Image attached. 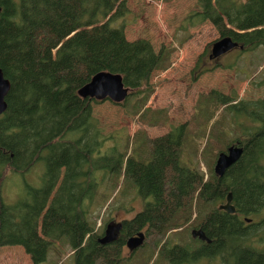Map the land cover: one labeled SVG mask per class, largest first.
<instances>
[{
	"label": "trees",
	"instance_id": "trees-1",
	"mask_svg": "<svg viewBox=\"0 0 264 264\" xmlns=\"http://www.w3.org/2000/svg\"><path fill=\"white\" fill-rule=\"evenodd\" d=\"M54 1L0 0V68L11 83L6 99L8 109L0 116V248L22 247L32 264H62L68 258L64 248L72 252L69 257L76 264H135L123 254L129 237L145 231L147 237L157 234L168 240L183 227L184 218L191 221L194 217L192 207L187 217H180V210L187 203L191 206L195 194L196 200L205 205H216L232 194L234 215L216 209L203 222L208 236L216 238L215 245L201 244L191 252L189 248L171 246L169 240L151 264L158 258L167 264H195L201 258L218 256L222 264H264V251L257 249L250 238L254 235L235 219H254L264 214V100L233 103L228 96L210 93L215 110L206 107V144L217 143L218 152L211 153L213 164L209 166L207 180L199 170L181 165L186 124L149 140L150 155L146 157L122 154L117 146L101 155L106 138L94 117L92 104L104 101L84 99L79 91L100 72L120 74L130 89L129 97L137 98L133 114L139 120L145 119L150 80L155 71L171 68L172 52L164 46L156 52L151 42L142 38L90 40L76 57L59 63L55 93L50 99L40 86L50 76L47 54L61 38L62 30L46 20V12ZM71 1L73 13L79 6L77 0L56 4ZM216 6V12L240 15L238 26L244 31V39L233 38L243 46L240 50L255 52L264 48V0H219ZM207 17L203 11L192 12L184 23L195 27L207 21ZM212 47L213 44L211 51ZM198 62L192 71L194 81L206 72ZM127 104L128 99L114 105ZM224 115L253 124L244 131L247 139L237 135L227 141L222 127L223 134L219 135ZM233 145L243 147L244 154L219 179L214 170L216 159ZM42 162L45 171L41 186L28 185L23 199L7 204L3 198L7 174H28ZM98 171L123 174L124 179L133 181L141 198H153L142 212L123 222L118 241L106 246L100 244L102 236L95 233L88 221L98 193ZM228 225H233V229ZM51 251L53 263L48 262Z\"/></svg>",
	"mask_w": 264,
	"mask_h": 264
},
{
	"label": "rangeland",
	"instance_id": "rangeland-1",
	"mask_svg": "<svg viewBox=\"0 0 264 264\" xmlns=\"http://www.w3.org/2000/svg\"><path fill=\"white\" fill-rule=\"evenodd\" d=\"M61 1L66 0H55L46 12V20L54 22L62 31L57 46L47 54L50 76L40 89L52 99L59 63L76 57L90 40L103 38L112 41L122 37L120 40L132 41L142 38L149 40L156 52L164 46L167 51L172 52V65L166 71L158 70L153 73L145 119L139 120L133 114L136 97H129L126 107L116 106L110 101L92 104L94 117L106 138L101 155L117 146L122 154L132 153L136 158L139 155L146 157L150 155L149 140L167 134L175 126L186 124L187 134L181 148V165L199 170L207 180L209 166L213 164L211 153L218 152L217 143L206 144L209 133L206 107L212 112L215 110L210 93L228 96L233 103L264 100V48L255 52L236 49L216 61L208 58L215 41L228 35L234 39H244V31L238 26L240 15L216 12L219 0H77L76 6H79L73 13V2L56 4ZM197 11L207 13V21L195 27L185 25L184 19ZM198 61L206 72L194 81L192 71ZM252 125L245 119L234 120L231 115H224L218 128L219 135L224 131L227 141L237 135L245 139L247 137L244 131ZM226 150L227 148L224 149ZM31 170L25 175L13 172L7 174L3 189V198L7 204L23 199L28 185L35 188L41 186L45 164L39 163ZM96 179L99 183L98 193L91 206L88 221L100 236L107 225L130 220L142 212L148 202H153V198H141L133 181L124 179L123 174L98 171ZM197 196L195 194L191 206L187 203L186 208L180 210V217H187L192 207L194 217L191 221L188 217L183 219V227L177 235H171L167 240L151 234L144 247L136 253L131 254L124 247L125 259L132 258L135 264H151L159 255L162 245L169 240L172 242L171 246L179 244L195 252L200 244L191 236L192 230L199 227L200 223L203 224L217 205L224 203L218 202L214 208L215 204L205 205L197 201ZM263 215L253 217L254 222L260 221ZM248 231L250 235H254L250 237L254 246L264 251V222ZM64 251L68 258L63 259L62 264H76L75 259L69 257L72 252L67 248ZM203 259L195 264H221L218 258ZM53 261L51 251L48 262ZM0 264L32 262L24 249L16 246L0 248ZM153 264L167 263L158 258Z\"/></svg>",
	"mask_w": 264,
	"mask_h": 264
},
{
	"label": "water",
	"instance_id": "water-1",
	"mask_svg": "<svg viewBox=\"0 0 264 264\" xmlns=\"http://www.w3.org/2000/svg\"><path fill=\"white\" fill-rule=\"evenodd\" d=\"M3 12V7L0 5V17ZM243 49L239 42L233 40L232 37H224L213 43L212 52L209 56L210 60H218L223 56L231 53L236 49ZM11 90V83L5 78L2 69L0 68V116L8 109L7 97ZM79 95L84 99H92L96 101H110L114 104H122L129 95L130 89L124 84L123 77L120 74L110 72H100L95 75L91 82L84 86ZM244 154V148L240 146H229L225 152H221L215 163V174L219 178H223L227 171L237 164ZM233 196L228 194L226 204L221 205L219 210H224L229 214H235L236 208L232 204ZM250 222V220H248ZM123 229L122 223L109 224L105 230L104 237L99 239L101 245L106 246L113 244L120 238V233ZM192 235L200 237L202 240H207L205 233L200 230H193ZM147 240L145 232H138L136 235L129 237L126 241V247L130 253H135L143 248Z\"/></svg>",
	"mask_w": 264,
	"mask_h": 264
},
{
	"label": "flooded vegetation",
	"instance_id": "flooded-vegetation-1",
	"mask_svg": "<svg viewBox=\"0 0 264 264\" xmlns=\"http://www.w3.org/2000/svg\"><path fill=\"white\" fill-rule=\"evenodd\" d=\"M241 45V44H240ZM238 49H240V48H238ZM210 61H216V60H210ZM247 139V138H246ZM219 178V177H218ZM219 179H221V178H219ZM222 202H224L223 204H221V205H224V204H226V200L225 201H222ZM217 205V204H216ZM214 206V208L215 207H217V208H215V210L216 209H218L219 210V207L221 206V205H217V206ZM219 211H221V212H225L224 210H219ZM226 213V212H225ZM217 217H219V218H226L227 220H231L232 218H230V217H227V216H225V217H222V216H217ZM209 218V217H208ZM207 218V219H208ZM206 219V220H207ZM237 221H241V227L242 228H244L246 231L247 230H249L250 228H252V227H254L255 225H257V224H260V223H263L264 222V216L261 218V222L260 221H257V222H254V219H252V218H248V217H246V216H241V217H236L235 218ZM248 219H251L252 220V222H248L247 220ZM123 222L124 221H121V222H114V223H122L123 224ZM108 226V225H107ZM107 226H106V228H107ZM229 229H233V225H228L227 226ZM106 230V229H105ZM105 230H104V233H103V235H102V237H104V234H105ZM123 230V229H122ZM193 230H197V231H200V230H202L204 233H205V236L207 237V240H202L200 237H194L193 235H192V232H191V236L193 237V239H195V240H197L198 242H199V244L201 245V244H206V245H211V244H214V240L216 239V238H211V237H209L208 236V234H207V232H206V230H205V228H204V226H203V224L202 223H200V225H199V227H197V228H195V229H193ZM192 230V231H193ZM122 232V231H121ZM214 234V233H213ZM120 235H121V233H120ZM136 235V234H135ZM101 237V238H102ZM174 245H178V246H182V245H179V244H173L172 246H174ZM215 245V244H214ZM103 246V245H102ZM126 247V246H125ZM182 247H184V246H182ZM185 248H187V247H185ZM199 248V247H198ZM197 248V249H198ZM224 249H225V251H227L228 250V246H227V243H224ZM136 253V252H135ZM201 259H203V258H201ZM204 260V259H203ZM218 260H220V262H221V264H222V260H221V257H219L218 256ZM217 262V261H216Z\"/></svg>",
	"mask_w": 264,
	"mask_h": 264
},
{
	"label": "bare ground",
	"instance_id": "bare-ground-1",
	"mask_svg": "<svg viewBox=\"0 0 264 264\" xmlns=\"http://www.w3.org/2000/svg\"><path fill=\"white\" fill-rule=\"evenodd\" d=\"M212 52V51H211ZM232 204H233V202H232ZM226 212V211H225ZM227 213V212H226ZM236 213V212H235ZM231 215H234V214H231ZM251 221V220H250Z\"/></svg>",
	"mask_w": 264,
	"mask_h": 264
}]
</instances>
